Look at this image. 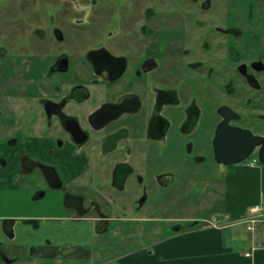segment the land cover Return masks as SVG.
<instances>
[{
  "label": "flooded vegetation",
  "instance_id": "af4514ba",
  "mask_svg": "<svg viewBox=\"0 0 264 264\" xmlns=\"http://www.w3.org/2000/svg\"><path fill=\"white\" fill-rule=\"evenodd\" d=\"M222 121L264 135V0H0V261L202 207Z\"/></svg>",
  "mask_w": 264,
  "mask_h": 264
},
{
  "label": "crops",
  "instance_id": "0c3cea01",
  "mask_svg": "<svg viewBox=\"0 0 264 264\" xmlns=\"http://www.w3.org/2000/svg\"><path fill=\"white\" fill-rule=\"evenodd\" d=\"M216 186L215 201L208 206L215 207V213H209L207 218L184 219V223L154 213L143 219L150 226L142 234L147 242L117 261L120 264H264V225L257 223L249 230L246 222L239 220L249 206L261 199L264 165L249 160L221 165ZM166 229L170 232L164 235Z\"/></svg>",
  "mask_w": 264,
  "mask_h": 264
},
{
  "label": "rangeland",
  "instance_id": "374dc122",
  "mask_svg": "<svg viewBox=\"0 0 264 264\" xmlns=\"http://www.w3.org/2000/svg\"><path fill=\"white\" fill-rule=\"evenodd\" d=\"M217 180H219V176ZM216 188V193L214 194V196H210L209 200L206 195L203 196L204 198L202 201L204 202V205L202 207L186 208L183 210L173 208V210L169 212L167 216L177 219L176 223H178V221L184 223L182 222L184 219L187 220L191 217L194 219H198V217L207 218L209 213H215V207L209 208V205L205 204H207V202H210V200H212V197H216L215 195L218 193V186H216ZM4 199L5 197L1 196V205H3L5 201ZM6 214L7 211L0 206V216H4ZM156 216L161 217L165 216V214H158ZM43 224H45V222H43ZM160 226L162 227V225ZM169 226L170 225H168V228H170ZM149 227L150 226L145 223L144 220L122 219L117 223L115 227H111L103 233L93 232L91 238L89 235H83L82 231L77 228V231L74 233V240H77L79 242L84 241L87 244L86 251H89V253L91 254L89 264H104L101 262L104 260L107 261L106 264H118L117 260L119 258L127 255L135 247L147 242L145 235L143 236L142 234L146 233ZM169 230L170 229H166L164 231V235L168 234L170 232ZM79 234L83 237L79 236ZM0 238L2 237L0 236ZM69 242L73 243L72 240H70ZM22 257L23 258L21 261H13L8 263H2L0 261V264H75V262H68L67 260H64V258H56L48 260V262H43L41 258L32 260L25 259L24 256Z\"/></svg>",
  "mask_w": 264,
  "mask_h": 264
},
{
  "label": "water",
  "instance_id": "95a60500",
  "mask_svg": "<svg viewBox=\"0 0 264 264\" xmlns=\"http://www.w3.org/2000/svg\"><path fill=\"white\" fill-rule=\"evenodd\" d=\"M216 134L220 139V152L216 155V161L222 166L243 163L254 152L257 161L264 165V135L254 134L248 128L230 125L223 121ZM192 223L194 224L195 221Z\"/></svg>",
  "mask_w": 264,
  "mask_h": 264
},
{
  "label": "built area",
  "instance_id": "2783aa9c",
  "mask_svg": "<svg viewBox=\"0 0 264 264\" xmlns=\"http://www.w3.org/2000/svg\"><path fill=\"white\" fill-rule=\"evenodd\" d=\"M254 162L255 159H253L251 163L253 164ZM239 220L246 222V227L249 230H253L257 223H262L264 225V192L259 202L249 206L246 210V214Z\"/></svg>",
  "mask_w": 264,
  "mask_h": 264
}]
</instances>
